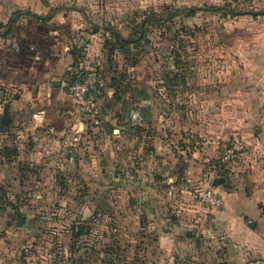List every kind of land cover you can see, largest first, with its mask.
Segmentation results:
<instances>
[{
  "label": "rangeland",
  "instance_id": "obj_1",
  "mask_svg": "<svg viewBox=\"0 0 264 264\" xmlns=\"http://www.w3.org/2000/svg\"><path fill=\"white\" fill-rule=\"evenodd\" d=\"M16 2L27 7L26 0ZM40 2L41 15L50 7L60 10L46 24L23 20L19 28H52L53 34L63 28L66 35H60L70 43L72 30L99 28L68 75L91 65L100 75L109 28L136 38L143 18L164 19L144 24L130 53L134 60L119 51L110 57L113 71L125 74L118 101L123 118L110 127L128 125L122 139L112 130L100 135L105 112L97 101L98 124L83 119L77 144L71 142L74 119L62 134H46L42 144L30 123L14 129L3 122L4 110L12 113L25 99L18 86L0 82V264H220L191 253L201 247V226L194 222L209 208L193 194L217 188L226 198L256 204L264 216V83L248 86L238 73L250 48L249 28H264V19L253 25L231 13L264 10V0ZM190 7L200 9L192 15ZM178 8V16L166 19ZM142 97L147 111L138 124L132 113ZM159 121L166 123L162 145ZM62 141V149L54 145ZM17 214L24 217L21 226ZM78 228L87 233L77 236ZM205 244L216 255L217 246Z\"/></svg>",
  "mask_w": 264,
  "mask_h": 264
},
{
  "label": "crops",
  "instance_id": "obj_2",
  "mask_svg": "<svg viewBox=\"0 0 264 264\" xmlns=\"http://www.w3.org/2000/svg\"><path fill=\"white\" fill-rule=\"evenodd\" d=\"M26 1L27 7L21 8L18 7L16 0H0V17H5L7 20L18 10H31L39 14L37 10L43 7L41 0ZM45 5L48 7L47 4ZM76 11L79 9L76 8ZM261 19H264V15L256 21H252L253 25L262 24ZM62 29L59 28L58 33H54V35L52 28H14L13 32L5 39H0V82L7 81L15 88L18 86L22 94L21 99H25L24 104L14 103L12 106L13 128L18 122L19 124L30 123L36 131L37 140L42 144H47L46 134H62L72 122L68 112L73 111L74 100L66 89L64 90L67 81L64 76L73 67H78L80 50L76 51V49L81 47V36L89 30V28L76 30V32L72 30L74 41L70 43L64 39L66 30L64 32ZM249 31L251 32L249 52L243 59H239L241 62H239L238 72L239 79L244 82L248 81V86L257 84V81L264 83V28H249ZM77 38L80 41H76ZM74 53H76L78 61L76 65L74 64ZM73 64L75 66H72ZM102 65L101 89L97 94V99L105 112V127L101 128L99 133L107 136V131L112 130L122 139L127 134L126 127L129 126H120L118 129L110 127L115 122L121 124L120 119L123 117L120 113L121 108L118 106V101L120 102L121 99L116 100L115 96H119L124 90L121 85L120 90L116 91L111 79L106 76L108 71L104 67V63ZM79 70L80 68L76 69V72ZM54 82H59V85L55 86ZM237 86V88L240 87L238 83ZM137 100L139 107L137 110L144 117L147 111L143 104L145 99L142 97ZM122 109L125 111V108ZM22 114H26L24 119L21 117ZM145 124L147 125L143 119L142 125ZM79 125V122L74 124L76 129L79 128ZM155 125L159 129V133H162L159 136L160 144L167 143L161 136L165 135L161 129L166 127V123L159 121ZM167 125L168 130L171 131L170 123ZM54 145H58L62 149L64 143L63 141L56 142ZM106 146L111 147V142L108 141ZM77 149L76 154L73 155L76 158V163L82 155V148H80L81 150ZM108 158L111 159V152L108 154ZM187 173L189 172H186V175ZM175 174L173 171L172 175ZM169 180L175 184L173 179ZM173 186L175 187V185ZM179 187L183 189L182 185ZM214 192L221 197L223 207L212 209L208 206L205 214L203 215L201 212L200 218L195 220L194 224L201 226V233L196 235L201 240V247H191V253L207 258L211 255L217 258L220 264H264V216L261 215L258 206L253 204L248 207L244 201L226 198L222 195L224 192H219L217 188H214ZM172 235L178 236L175 233ZM186 235L190 237L191 234L187 233ZM174 240L177 244L178 239ZM210 242L217 246L214 256V253L208 248L210 245L205 246V243Z\"/></svg>",
  "mask_w": 264,
  "mask_h": 264
},
{
  "label": "trees",
  "instance_id": "obj_3",
  "mask_svg": "<svg viewBox=\"0 0 264 264\" xmlns=\"http://www.w3.org/2000/svg\"><path fill=\"white\" fill-rule=\"evenodd\" d=\"M48 8H49V6H48ZM198 9H200V8L190 7V8H188V11L193 15L196 12V10H198ZM215 9H217V8H210L209 10H215ZM59 10H60V8L51 9V7H50L47 14H44V15L37 14L31 10L15 11L9 18H7L6 21H2V20L0 21V39H5L8 35H10L13 32L14 28H19L17 26V24L20 21L33 20L39 24H46L47 22H49L53 19L54 14L59 12ZM181 11H182V8H178V9L171 10V11L169 10L166 19H173L174 17L178 16L181 13ZM231 13H233L235 15L245 16L246 18H249L251 21H256L259 17H262L264 15V10H247V11H242V12L232 11ZM163 19L160 18L159 16H154V17L147 16V17L143 18L141 20V22L139 23L138 28H136L135 32L138 33V36L136 38H125L118 31H116L114 28L108 29L111 33V36L108 40H106V44H105V46L107 48H106V54H105V60H104V67L108 71V73H106V76H108L111 79V83H112L113 87L116 89V91L120 90L122 82L124 81V78H125V74L121 71H116V70L113 71L111 64H110V57L113 55V53H115L116 51H119L125 56V60H127V62L129 61V58L134 60L135 59L134 55L130 54V53L137 46H139L138 43L145 34V25L144 24L148 21H161ZM169 28H170V26H169ZM98 30H99V28L95 27V28H92L91 30L85 31L84 34L81 36V45H80L81 47L76 49V51L81 50L83 48V46L86 43H88L90 36L92 34H96L98 32ZM73 56H74V64L76 65V63H78V61L76 59V53H74ZM170 57H172V56L170 55ZM74 64L72 66H75ZM173 64H174L175 68H178L176 58H175V61L173 62ZM128 65L134 67L135 62H132L131 64L128 63ZM175 74H177V72ZM64 78H66V80H67L66 83L68 85H70V84H73L74 82L80 80L81 78H83V72L77 73L76 75L75 74L68 75V73L66 72ZM100 79H101V74H100ZM100 79H99V85H98V93L100 92V89H101L100 88ZM65 89L67 91V86L64 87V90ZM115 99L118 100V99H120V97L115 96ZM4 111L6 114H8V120L11 121V124H12L13 123L11 120L12 114L11 113L9 114L8 110H4ZM9 116H11V117L9 118ZM25 116H26V114H22L21 115L22 119H24ZM3 117H4V112H3ZM9 121H7V123ZM18 124H19V122L17 123V125ZM17 125L15 127H17ZM12 127H13V124H12ZM76 230H77V232H76L77 236L84 235L87 233L86 231H84L83 228H78ZM126 261L127 260H123V264H127ZM113 264H115V262H113Z\"/></svg>",
  "mask_w": 264,
  "mask_h": 264
},
{
  "label": "built area",
  "instance_id": "obj_4",
  "mask_svg": "<svg viewBox=\"0 0 264 264\" xmlns=\"http://www.w3.org/2000/svg\"><path fill=\"white\" fill-rule=\"evenodd\" d=\"M83 71V78L74 82L73 84H66L67 91L74 100V107L72 112H68L71 119L80 122L85 118H91L98 124L100 111L98 107V85H99V70L95 65L88 66ZM79 72V71H78ZM132 120L136 123H141L142 116L139 112L132 113ZM80 128L76 129L71 138L73 144L79 142ZM193 197L199 202L204 203L210 208L220 209L223 207L221 197L210 188L198 189L194 191Z\"/></svg>",
  "mask_w": 264,
  "mask_h": 264
},
{
  "label": "water",
  "instance_id": "obj_5",
  "mask_svg": "<svg viewBox=\"0 0 264 264\" xmlns=\"http://www.w3.org/2000/svg\"><path fill=\"white\" fill-rule=\"evenodd\" d=\"M55 84V86H58L59 85V82H54ZM6 122L7 123V121H9L8 120V116H7V114L5 113V111H4V117H3V122ZM256 132H258V131H256ZM116 175V172H114V176ZM216 183H218V182H216ZM16 218H18V223H17V225L18 226H21L22 225V223L24 222V217L21 215V214H17L16 216H15Z\"/></svg>",
  "mask_w": 264,
  "mask_h": 264
}]
</instances>
